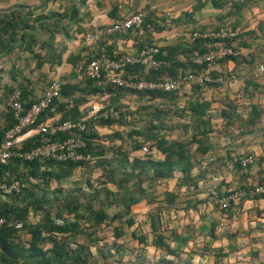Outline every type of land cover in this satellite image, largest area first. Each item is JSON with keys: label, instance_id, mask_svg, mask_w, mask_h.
<instances>
[{"label": "crops", "instance_id": "0c3cea01", "mask_svg": "<svg viewBox=\"0 0 264 264\" xmlns=\"http://www.w3.org/2000/svg\"><path fill=\"white\" fill-rule=\"evenodd\" d=\"M232 1L0 0V127L5 123L13 90H21L24 100L30 102L52 80L71 91L70 96L58 97L66 108L79 95L86 97L87 101L78 106L80 110L89 102L84 93L83 66L101 47L135 54L142 44L151 43L166 53L168 46L180 42L184 46L188 33L196 27L223 25L238 32L231 42L237 59L217 62L210 69L224 80L199 92V97L210 103L207 113L213 128L209 149L203 155V178L196 179L195 188L180 186L178 203L159 214L160 229L167 234L165 242L176 249V254H165L151 245L146 212L155 203L141 200L131 207L134 220L144 217L149 224L145 264H157L163 257L172 264H264V196L246 198L238 209L226 211L212 202L235 186L264 178V0H250L238 10L230 7ZM150 5L154 10L139 28L120 30L92 42L84 40L96 28ZM176 57L185 59L181 53ZM187 87V93L192 94L191 84L178 91L186 92ZM101 98L110 97L104 94ZM232 102L238 103L236 122L225 125L220 112ZM56 106L45 121H57L61 111ZM35 132V128L29 129L24 139ZM157 153L156 158H161ZM246 154H252L254 161L246 168H236L235 161ZM223 165L227 169H222ZM196 173L193 170L192 176ZM165 191L170 190L154 189L152 193L159 199ZM150 253L155 255L149 258ZM131 256L125 253V264L132 262Z\"/></svg>", "mask_w": 264, "mask_h": 264}, {"label": "trees", "instance_id": "16d2710c", "mask_svg": "<svg viewBox=\"0 0 264 264\" xmlns=\"http://www.w3.org/2000/svg\"><path fill=\"white\" fill-rule=\"evenodd\" d=\"M249 1L235 0L231 2L230 7L238 10L245 7ZM218 26L223 25H205L196 28H216ZM237 35L218 40L197 37L190 41L188 37V41H183L184 46L181 45V42L180 45L168 46L165 48L166 53H162V49L159 48L154 55L155 60L158 62L156 68L133 64L127 66L125 71L130 74H135L139 79H174L187 71L199 72L204 69V65L198 66L193 64L190 60L191 55L208 50L214 41H220L222 45L236 49L231 45V42ZM148 45L153 44H142L138 50ZM98 51L99 49L92 57L96 56ZM102 51L107 55L119 54L106 47H102ZM178 53H181L185 59L182 61L178 60L176 57ZM237 57L238 53L236 55L225 56L215 61V63L226 59L235 61ZM210 69H208V74L211 77H220L222 81L224 80L221 74L213 73ZM220 82L190 83L192 94H189L186 99L179 100L180 94L182 93L178 91L179 89L171 92L135 90L109 83L96 84L92 79L84 76V93L87 96L108 94L110 97L109 102L114 103L118 101V97L125 93H135L138 96L158 99L160 102V106H152L151 111L147 113V120H144L143 125L135 129H130L125 135L119 131L112 130L111 134L106 136L108 139L117 137L121 142L126 140L130 141L126 150H122L119 145L113 146L110 149L112 151L110 156H107V150L100 144L102 135H100L96 127H109L114 120L120 117L117 109L118 106L122 105L118 102L114 105L105 106L112 107L118 112V117L115 119H93L88 114L90 110L88 106L84 105L80 110L78 109V106H81L87 101L84 96L79 95L68 108L65 107L66 104L60 103L58 97L60 95L63 97L70 96L71 91H68V86L59 85L58 95L53 98L48 108L39 115L37 121H45L52 116L53 112L51 108L54 105H57L55 108L61 111L57 119L58 122L82 120L85 124V130L79 134L85 140L84 150L90 154V158L86 161L75 162L10 160L5 164H0V180L9 181L17 179L24 183L20 192L7 195V199H0V216L4 218V222L0 225V264H88L89 257H91L89 247L93 245L95 246L96 253L101 258L111 257L110 261H103L102 264H125V253H130V255L136 258L135 264H145L144 252L145 245L148 242L147 236L145 233H137L134 230L125 233V229L134 223L131 207L135 206L141 200H145L147 203H155L146 212V215L150 219V232L152 234L151 245L162 249L165 254H176V249L170 248L165 242V235L167 234H165L164 229H160L159 225L161 224L158 220L160 212L166 211L170 207H174V203H178V191H165L164 196L157 199L152 193L154 191L153 185L161 179L166 180L174 177L176 178L175 185L177 187L183 186L187 190L189 186L195 188L197 185L196 179L203 178L205 172L203 155L209 149L208 137L212 133L213 128L211 118L207 113L210 103L200 98L199 92L203 87H209ZM19 92L20 100L24 107L36 100L26 102L21 90ZM168 104H173L174 107H169ZM178 104H181L182 107H177ZM230 104H227L220 112V116H222L225 125H231L236 122L235 110L238 103L232 102ZM7 108L8 113H6L4 118L5 123L0 127V141L2 140L4 131L14 122L10 108ZM98 108H94L93 110H98ZM166 115H171L169 119H172L173 115H175L177 119L186 120L185 124L181 125L182 134L176 137H170V134L166 130H171L172 128L166 123ZM117 121L118 123H122V119H118ZM247 121L251 122V119ZM28 130L23 131L22 135L24 136ZM60 135L61 138L68 135V133L65 132ZM45 137V134L35 132L22 141V146L29 148L37 145ZM57 138L58 135L51 136V139ZM193 144L194 147L191 148ZM145 145L148 148L154 146L162 157L154 158L146 153L142 157L132 156L129 158L128 153L130 151L143 149ZM239 159L235 161L236 168H246L251 164L240 166ZM83 166L84 168H99L101 171L97 180L103 185L107 182L116 185L115 191H109L106 186L100 190L96 189V193L105 192L103 197H92L94 200L97 199L99 205L97 208H93L88 201L82 203L75 196L61 195L59 189H57L60 192L59 196L55 195L53 202L44 204L45 202L42 196L35 195L32 190L26 187L25 179L29 181L31 178L35 179L34 182H30L32 187H38L40 182L47 185L50 178L57 181L66 179L72 174L75 168ZM19 168L26 169L29 177L19 178L18 175H9L11 171L18 170ZM193 170L197 172L195 176H192ZM101 175H103V178H100ZM262 180L264 178L256 179L250 184L261 182ZM248 185H239L233 188L247 187ZM120 189L122 192L117 193L116 191ZM227 192L228 190L223 193V196ZM109 194L113 195V200L108 199ZM221 197L216 196L215 200L212 198L213 204L218 206V199ZM10 198H12V201ZM241 201L230 203L226 209L218 208L226 211L235 205L238 206ZM112 204L117 208L111 215H107L104 206ZM182 207L186 209L188 206ZM30 212L39 213L40 217L38 220L35 222L30 221L28 219ZM113 221H117L118 224L112 227V240L110 242H106L105 239L92 235V232L89 230L91 227ZM17 222H20L19 228L15 227ZM18 231L26 232L29 238L25 242L21 241L17 234ZM79 235L86 236L88 242L84 240L81 243H75V237ZM157 264H172V262L163 257L158 259Z\"/></svg>", "mask_w": 264, "mask_h": 264}, {"label": "built area", "instance_id": "2783aa9c", "mask_svg": "<svg viewBox=\"0 0 264 264\" xmlns=\"http://www.w3.org/2000/svg\"><path fill=\"white\" fill-rule=\"evenodd\" d=\"M154 10V6L139 8L120 19L96 28L93 32L84 36V40L92 42L102 37L109 36L120 30L137 28L141 25L143 19ZM237 31L226 27L218 26L216 28L205 27L196 28L188 35L189 40L197 37L218 40L226 37H234ZM158 48L155 45H148L137 50L135 54L119 53L116 55H107L99 48L98 54L89 59L83 67L85 77L92 79L96 84L109 83L115 86L128 87L135 90H159L171 92L178 90L185 84L220 82V77L212 78L208 74V69L212 67L215 61L225 56L236 55V49L230 46L222 45L220 41H214L211 47L201 53H194L190 60L193 64L201 66L204 69L196 71H187L174 79H139L135 74L125 71L129 65L140 64L149 68H156L158 62L154 55ZM262 71V67H259ZM59 83L55 80L50 81L43 89L40 96L28 106L24 107L20 100L19 90H13L10 94L7 106L10 108L14 122L4 131L0 141V164H5L10 160L37 161L45 160L55 161H86L90 154L84 150L85 140L80 136V132L85 130V124L82 120H66L62 122L37 121L39 115L50 105L53 98L58 95ZM174 107L173 104H168ZM177 107L181 108V104ZM89 116L93 119L117 118L118 112L112 107H99L98 110H89ZM35 128L36 132L45 134L39 144L24 148L22 141L23 131ZM67 132L68 135L60 138V134ZM58 135L57 139H51V136ZM253 162V155L246 154L239 159L240 166H246ZM24 186L23 182L17 179L9 181L0 180V196L6 197L10 194L20 192ZM255 195H264V180L249 184L247 187H237L228 190V192L218 199L219 208L226 209L230 203H237ZM233 208L238 209L235 205ZM4 218L0 216V225ZM20 227V222L15 224Z\"/></svg>", "mask_w": 264, "mask_h": 264}, {"label": "rangeland", "instance_id": "374dc122", "mask_svg": "<svg viewBox=\"0 0 264 264\" xmlns=\"http://www.w3.org/2000/svg\"><path fill=\"white\" fill-rule=\"evenodd\" d=\"M189 88L185 89L186 92H182L180 94L179 100L186 99L188 97L187 93ZM183 94V95H182ZM102 96V95H101ZM101 96L98 95H90L89 96V102L86 104L90 110H93L94 108L97 107H105V106H110L117 104L118 102L122 106H118V111L120 114V117L117 118L116 120L113 121V123L109 127H102L98 129V132L100 133L101 136V141L100 144L106 149L107 151V156L111 155V148L113 146L119 145L122 150H126L129 146V140H126L124 142H121V140L117 137H112L108 139L106 136L110 135L112 130L119 131L123 135L127 131H130V129H135L141 125H143L144 120H147L148 112L151 111L152 106H160V102L158 99H150L149 97L146 96H138L135 93H125L122 96L118 97V101H115L114 103L109 102L107 98L102 99ZM150 108V109H149ZM171 115H166V123L168 126H171V130L167 129L166 132L170 134V137H176L180 134L181 132V125L185 124L186 120L184 119H177L175 115H173L172 119H169ZM118 119H122V123H118ZM128 121V122H124ZM168 121V122H167ZM215 120H213L214 122ZM124 122V123H123ZM180 123V124H179ZM170 124V125H169ZM166 133V134H167ZM167 136L169 137V135ZM102 142V143H101ZM145 148L137 149L130 151L128 153L129 158L132 156H143L144 154L148 153L152 157L156 158L158 156V151L155 150L154 146H150L149 148L144 146ZM194 147V144L192 145L191 148ZM89 166V165H87ZM226 165L222 166V169H227ZM231 166L229 165L228 168ZM99 168H89V167H77L73 170L72 174L68 176L66 179H62L60 181L54 180L53 178H50L48 180V184L45 185L44 183L42 184L41 182L39 183L38 187H32L30 182H34L35 179L31 178L30 181L28 179H25V184L28 189L32 190L33 193L37 196H42L44 199V204H48L50 202L54 201V196H59V193L61 192V195H68V196H75L78 198L79 201L84 203L85 201H88L91 203L93 208H97L99 205L97 203V199L94 200L92 197H103V194L105 192H97L96 189L100 190L103 187L106 186V188L109 191H115L116 190V185L110 182H107L106 184L100 183L97 179L100 173ZM220 172V170H219ZM11 176H16L18 175L19 178H26L29 177V174L26 169L24 168H19L18 170H13L9 173ZM103 175L100 176V178ZM103 178V177H102ZM173 178L166 179L165 181H159L156 184H154V189H159V191L162 190H173V191H180L179 187L174 186L173 183ZM101 180V179H100ZM104 180V179H103ZM131 184V183H130ZM207 184V183H206ZM143 185V183H142ZM132 188V187H131ZM130 188V189H131ZM57 189L60 190L57 191ZM117 193H121V189L119 191H116ZM108 199L113 200V195L109 194ZM8 197H3L0 196V199H7ZM20 198V197H18ZM12 201V198H10ZM114 204L109 205V206H104V210L107 213V215H111V213L116 209ZM39 212V211H38ZM39 213H32L30 212L28 214V219L32 222H35L39 218ZM118 224L117 221H113L110 223H102L99 226L91 227L89 230L92 232V235H95L99 238L105 239L106 242H110L112 240V227L114 225ZM130 230H134L137 233L144 232L145 234H149V224L147 222V218L144 217H136L134 220V224H132L129 228L125 229V233H129ZM19 239L23 242H25L28 238L29 235L26 232L18 231L17 232ZM148 237H151L148 235ZM121 239V238H120ZM119 239V240H120ZM87 241L86 236L84 235H79L75 237L74 242L75 243H81L83 241ZM88 242V241H87ZM89 250L91 252V257H89V263L88 264H102L103 261H110L111 257L108 256L106 258H101L98 253L95 251V246H90ZM155 254L150 253L149 258L154 256ZM131 263L129 264H135L134 262L136 261V258L134 256H131ZM146 261V260H145Z\"/></svg>", "mask_w": 264, "mask_h": 264}]
</instances>
